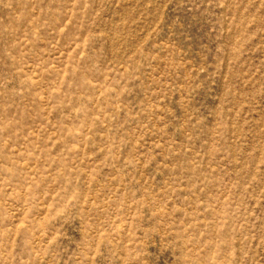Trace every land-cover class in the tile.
Masks as SVG:
<instances>
[{"label":"rangeland","instance_id":"obj_1","mask_svg":"<svg viewBox=\"0 0 264 264\" xmlns=\"http://www.w3.org/2000/svg\"><path fill=\"white\" fill-rule=\"evenodd\" d=\"M0 264H264V0H0Z\"/></svg>","mask_w":264,"mask_h":264}]
</instances>
